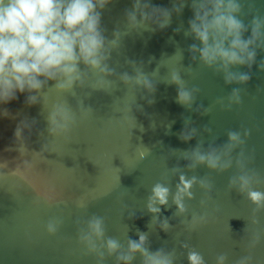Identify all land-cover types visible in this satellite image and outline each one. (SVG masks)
<instances>
[{"label": "water", "instance_id": "obj_1", "mask_svg": "<svg viewBox=\"0 0 264 264\" xmlns=\"http://www.w3.org/2000/svg\"><path fill=\"white\" fill-rule=\"evenodd\" d=\"M249 2L253 4L254 12L264 15V0H246L245 12ZM152 3L160 7L172 6L171 0H152ZM130 7L131 0H114L103 10L101 26L108 39L113 38L112 33L117 27L122 30L123 14ZM191 16V9L186 6L181 15H173L171 25L163 31L122 37L120 48L111 54L110 66L116 68L117 73L127 71L130 75L133 72L126 61L142 63L144 72L149 74L158 68V76L154 77V95L149 97L143 90H138L134 102L132 92L128 93V88L116 76L111 77L116 80L111 92L93 91L89 87L77 89V97L68 95L65 99L73 108L77 106L78 99L83 100L84 106L91 107L93 114L90 119L78 124L67 141L63 138L52 140L48 136L41 103L26 106L25 95H19L16 100L0 105V111L7 109L9 113L6 117L0 115V162H7V167L0 172L7 174L22 165L24 160L31 161V154L41 151L44 144L51 150L44 153L45 160L49 162H39L31 169L20 166L22 175L0 181V264H95L94 258L83 255L77 245L75 225L77 219L86 220L93 214L105 217L106 234L121 242L125 239L127 224V235L131 239H138L137 230L149 232L152 251L175 247L179 252V243L185 241L189 234L182 231L181 218H172L175 207L161 210V218H170L172 231L150 232L147 225L151 215L147 213L144 201L150 187L161 179L165 164L169 169L185 167L187 161L179 153L171 155L170 151L190 150L201 138L206 148L213 137L216 138V145L225 143V134L229 129H250L245 152L253 153L255 158L249 167L264 179V72L258 71L257 67L264 59V52L257 54L256 64L251 69L252 78L242 93L239 107L221 111L216 106L207 115L187 110L176 103V86L166 82L169 70L179 67L188 86L200 89L193 109L200 105L209 107L217 98L226 97L235 86H225L221 76L190 60L187 49L193 41L185 38L183 31ZM250 19L251 15H248L245 22ZM181 25L183 28L176 32ZM249 34L246 33L245 37ZM179 50H183V59L178 64ZM189 64L193 67L191 77L183 71ZM148 98L154 99L155 103L148 104ZM58 99L61 98L55 94L49 95V103ZM130 105L135 121L131 118L118 120L122 115L119 111ZM185 118H190V127L202 131L207 126L212 129V134L204 133L202 137L198 135L188 142L180 141L178 133L184 127ZM23 119L35 120L36 123L30 134L25 133L28 154L21 157L17 151L6 149L14 148V130ZM153 121L155 129L150 126ZM168 124H171V131L166 134ZM141 125L144 131L140 130ZM140 145L151 150V155L142 161L136 153V147ZM232 172L229 170L218 175L199 167L195 173H188L201 177L206 175L214 185L212 199L207 205L208 223L191 233L188 241L204 255L207 264H213L214 257L221 252L229 253V264H232L243 254L246 243V238L244 241L241 239L249 223L251 206L235 190L226 191ZM176 182L174 178L173 186ZM201 196L196 191V198L190 202L191 211H202L199 207ZM80 197L88 201L86 209L75 207L73 201ZM118 197H123L122 202H118ZM125 205L127 210L121 218ZM128 211L135 212L133 219H128ZM53 216L62 217L64 223L56 236L49 237L44 225ZM258 216V225L253 228L249 224V233L253 230L264 232V211ZM188 218H191L190 214ZM254 256L257 264H264V240L255 249ZM105 264H114V259L106 260ZM133 264H140V258L137 257ZM177 264H186V260L181 257Z\"/></svg>", "mask_w": 264, "mask_h": 264}, {"label": "clouds", "instance_id": "obj_2", "mask_svg": "<svg viewBox=\"0 0 264 264\" xmlns=\"http://www.w3.org/2000/svg\"><path fill=\"white\" fill-rule=\"evenodd\" d=\"M113 2L114 0H0V105L16 100L19 95H25L26 106L41 103L48 136L52 140L63 138L67 141L78 124L87 121L93 114L92 108L85 107L83 100L78 99L77 106L73 108L65 99L68 95L77 97V89L89 87L93 91L111 92L116 86V80L111 77L116 76L128 88V93L132 92L134 102L138 90H143L149 97L153 96L156 91L154 77L158 76L159 69L149 74L144 72L142 63L126 61L133 74L130 75L127 71L117 73L116 68L109 64L111 54L120 48L124 36H142L145 32L154 34L167 29L172 23L173 15H181L186 6L192 12L187 28L183 31L185 38L193 41L187 49L190 60L201 68L211 70L214 75L221 76L225 86H235L226 97L217 98L209 107L203 108L200 105L193 109L200 89L189 87L180 74L181 69L177 67L169 70L166 77V82L177 88L176 103L201 115L209 114L216 106L221 111H231L234 106L242 104V93L252 78L251 69L256 64L257 54L264 52V15L254 12L252 3H248L245 12L246 0H171V8L156 6L152 0H131V7L123 14L122 30L117 27L112 33L113 38L108 39L101 26V17L103 10ZM248 15H251V19L245 22ZM182 28L183 25L175 31L179 32ZM246 33L250 34L245 37ZM179 53L178 64L183 59V50H179ZM257 67L258 71L264 72V59L259 61ZM241 68L248 70L240 71ZM183 71L187 76H193L192 64L183 68ZM50 94L61 99L49 103ZM147 102L153 104L155 100L148 98ZM119 112L122 115L118 120L127 121L131 118L135 121L131 114L132 105ZM0 115L6 117L9 113L4 109L0 111ZM35 123V120H21L14 130L15 146L6 150H15L21 157L27 155L25 133L30 134ZM183 123L184 127L178 133L182 142H188L198 135L202 137L204 133L212 134V129L207 126L202 131L190 127V118H185ZM150 126L155 129V121ZM166 129V134L170 133L171 124ZM140 130L144 131L142 125ZM225 135L227 140L221 145H216V138L213 137L205 148L201 138L190 150H171V155L179 153L187 161L185 167L169 169L165 164L161 179L150 187L149 195L144 201V207L151 215L147 225L150 232L172 231L170 218H161V210L175 207L172 218H181L182 231L189 234L185 241L179 243V252L175 247H161L152 251L149 232L137 230L138 239H131L127 235V224L125 239L121 242L106 234L105 217L93 214L86 220L75 221L76 242L83 255L93 257L95 264H105L108 259H114V264H133L137 257L140 258V264H177L181 257L186 260V264H207L204 255L188 242L190 234L207 224L209 219L207 205L212 199L214 185L206 175H188L195 173L199 167H205L208 172L218 175L233 170L228 178L226 191L235 190L246 199L251 206V215L245 228V236L241 239L244 241L246 238L243 254L234 259L232 264H257L254 252L264 240V232L253 230L249 233V224L255 228L259 223L258 214L264 211V179L259 172L249 167L254 161V154L245 152L251 130L243 127L229 129ZM130 138L129 131L128 139ZM47 151L51 150L44 144L41 151L31 154V161L24 160L22 165L7 174L0 172V181L22 175L20 166L31 169L39 162H49L44 157ZM136 153L142 161L151 155V150L140 145L136 147ZM6 167L7 162H0V169ZM174 178L177 182L173 186ZM196 191L202 194L199 201L202 210L200 213L190 209V202L196 198ZM122 200L123 197H118V202ZM73 203L78 209L88 207V201L83 197L76 198ZM126 210L125 205L122 207L121 218ZM134 216V211H128V219H133ZM63 223L62 217H50L44 225V231L49 237L56 236ZM227 226L230 233L228 220ZM213 264H229V253L221 252L216 255Z\"/></svg>", "mask_w": 264, "mask_h": 264}]
</instances>
